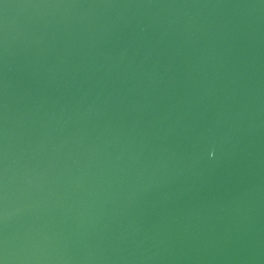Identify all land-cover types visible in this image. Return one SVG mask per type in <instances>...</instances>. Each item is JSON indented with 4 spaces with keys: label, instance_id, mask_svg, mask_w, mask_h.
I'll use <instances>...</instances> for the list:
<instances>
[{
    "label": "water",
    "instance_id": "obj_1",
    "mask_svg": "<svg viewBox=\"0 0 264 264\" xmlns=\"http://www.w3.org/2000/svg\"><path fill=\"white\" fill-rule=\"evenodd\" d=\"M0 264H264V0H0Z\"/></svg>",
    "mask_w": 264,
    "mask_h": 264
}]
</instances>
